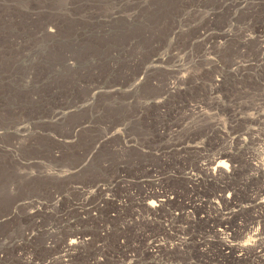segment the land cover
Wrapping results in <instances>:
<instances>
[{
  "label": "rangeland",
  "instance_id": "obj_1",
  "mask_svg": "<svg viewBox=\"0 0 264 264\" xmlns=\"http://www.w3.org/2000/svg\"><path fill=\"white\" fill-rule=\"evenodd\" d=\"M241 1L0 0V264H264L218 235L264 230V0ZM171 49L188 89L158 108ZM224 149L239 170L213 181ZM156 191L179 233L139 206Z\"/></svg>",
  "mask_w": 264,
  "mask_h": 264
},
{
  "label": "bare ground",
  "instance_id": "obj_2",
  "mask_svg": "<svg viewBox=\"0 0 264 264\" xmlns=\"http://www.w3.org/2000/svg\"><path fill=\"white\" fill-rule=\"evenodd\" d=\"M248 0H245V1H241L239 4H243V8H244V4L247 2ZM238 2H236V4H234L236 7L237 5H239ZM249 4V3H247ZM240 6V5H239ZM238 9V8H237ZM111 16L110 19L113 20V15L114 13H109ZM205 15V14H204ZM207 18V17H206ZM205 18V19H206ZM134 19V18H133ZM182 20H180L181 22ZM184 21V20H183ZM208 21V20H207ZM232 21V20H231ZM110 22V21H109ZM176 22V21H175ZM185 22V21H184ZM102 24V23H101ZM111 24V23H110ZM127 24V23H126ZM183 24V23H182ZM96 25V24H95ZM175 26V24H173ZM172 25V27H173ZM169 27V26H168ZM177 28V27H176ZM169 29V28H168ZM172 30V29H171ZM166 31V30H165ZM179 31V30H178ZM178 31L174 32L173 35L175 36V39L177 38L178 34H181L179 33ZM184 31V30H182ZM50 33H53L55 31H48ZM44 33V32H43ZM47 34V32H45ZM167 33V31H166ZM55 34V33H54ZM172 34V33H171ZM53 35V34H52ZM168 35V33H167ZM169 36V35H168ZM229 36V34H228ZM52 37V36H51ZM202 37V35L200 36ZM205 37V36H204ZM227 37V36H226ZM53 38V37H52ZM171 38V37H170ZM228 38V37H227ZM180 39V37H179ZM178 39V40H179ZM172 40V39H171ZM170 40V41H171ZM242 40V39H241ZM158 42V41H157ZM160 42V41H159ZM174 42V41H173ZM177 42V40L175 41ZM174 42V43H175ZM192 42V41H191ZM207 42V41H206ZM243 42V41H242ZM166 43V42H165ZM172 43V42H170ZM173 43V44H174ZM194 43V42H193ZM246 43V42H245ZM164 44V43H163ZM244 44V43H243ZM157 45V44H156ZM176 46V45H175ZM240 47L242 45H239ZM166 47V46H165ZM168 47V45H167ZM166 47V48H167ZM171 47V45H170ZM173 47V46H172ZM189 47V45H188ZM191 47V46H190ZM156 48V47H155ZM158 48H159V45H158ZM157 48V49H158ZM163 48V47H162ZM169 48V47H168ZM160 49V48H159ZM165 49V48H164ZM177 49V47L175 48ZM180 49V48H179ZM177 49V50H179ZM186 49V48H185ZM110 50V49H109ZM156 50V49H155ZM182 51V49H181ZM115 53V52H114ZM180 53V52H179ZM179 53H177L175 50H170L169 53L163 57H160V56H155L154 59L151 60L150 62V67L147 69L146 72H149L147 75H146V79L149 77V74L152 72L150 71L152 68H155L159 65H162V64H165L167 61L171 60V62L174 60L175 63H177L176 65H174L172 63V65L175 66V69H173V77L171 79H168V80H164L163 82L159 81L157 84H153L159 91L162 92V95H161V98L157 99V101L154 102V105L157 106L158 108H162L168 98L172 97L175 93H180L182 90L184 89H188V87H186L187 83L189 82V78H190V75H188V73H185L183 72V69L184 67L182 68V64L180 65L179 63ZM183 53V52H182ZM181 53V54H182ZM186 53H189V52H186ZM192 54V53H191ZM189 55V54H188ZM185 56V55H184ZM193 56V55H192ZM182 57V56H181ZM185 58V57H184ZM191 58V57H190ZM193 59V57H192ZM184 60V59H183ZM192 61V60H190ZM185 62V61H184ZM147 63V62H145ZM168 65V64H167ZM171 65V66H172ZM89 66V65H88ZM163 66V65H162ZM169 66V65H168ZM72 67V66H71ZM97 67V66H96ZM160 67V66H159ZM161 68V67H160ZM169 68V67H168ZM174 68V67H173ZM157 69V68H155ZM154 69V70H155ZM159 69V68H158ZM157 69V70H158ZM145 70V69H144ZM159 71V70H158ZM168 73V72H167ZM171 73V74H172ZM146 74V73H145ZM144 74V75H145ZM170 74V73H169ZM193 75V74H192ZM151 76V74H150ZM157 76V75H156ZM169 76V75H167ZM143 77V76H142ZM198 77V76H197ZM162 78V77H161ZM164 78V77H163ZM154 80V79H152ZM156 81V80H155ZM146 82V81H144ZM195 82V81H194ZM192 82V83H194ZM142 84V82H140ZM148 83V82H146ZM150 83V82H149ZM155 83V82H153ZM145 84V83H144ZM213 84V83H212ZM217 84V83H216ZM215 86H218L216 85ZM140 85V84H139ZM146 85V84H145ZM186 85V86H185ZM214 85V84H213ZM143 86V85H141ZM133 87V86H132ZM144 87V86H143ZM213 87V86H212ZM191 88V87H190ZM194 88V87H192ZM217 88V87H216ZM214 88V89H216ZM137 89V88H136ZM134 89V90H136ZM206 89V88H205ZM132 90V89H131ZM140 90V89H139ZM152 90V89H151ZM193 90V89H192ZM190 90V91H192ZM217 90V89H216ZM138 91V90H137ZM160 92V93H161ZM189 92V90H188ZM138 93V92H137ZM153 94V93H152ZM192 94V93H191ZM205 94V93H204ZM209 94V93H207ZM193 95V94H192ZM160 96V95H159ZM204 96V95H203ZM136 97V96H135ZM207 97V96H206ZM133 98V96H132ZM157 98V97H156ZM205 98V97H204ZM203 99V98H202ZM207 99V98H206ZM156 100V99H155ZM172 100V99H171ZM154 101V100H152ZM182 103V102H181ZM153 104V103H152ZM131 105V104H130ZM129 105V106H130ZM149 105V104H148ZM212 105V104H211ZM153 106V105H152ZM207 106V103L206 104H202V103H199L197 102V105L195 104V106H191L193 111L197 112L200 116H205L206 114L203 112V109L206 108ZM218 106V105H217ZM92 107V106H91ZM94 107V106H93ZM137 107V106H136ZM208 107V106H207ZM184 108V107H183ZM92 110V109H91ZM90 112V111H88ZM89 114V113H88ZM91 116H92V113H90ZM63 117V116H62ZM206 117V116H205ZM203 117V118H205ZM59 118V116H58ZM86 118V117H85ZM61 119V118H60ZM59 119V120H60ZM207 120V119H206ZM64 121V119L61 120V122ZM94 122V121H93ZM207 123V122H206ZM211 123V122H210ZM205 124V123H204ZM213 124V123H212ZM205 128V127H204ZM81 129V128H80ZM78 132V131H77ZM254 137V136H253ZM21 139V138H20ZM253 141V140H251ZM17 147V146H16ZM95 150H98V149H95ZM93 152V151H92ZM97 152V151H96ZM94 154V153H93ZM91 156V155H90ZM89 157V156H87ZM94 157V156H93ZM92 159V156L90 157ZM89 158V159H90ZM236 159H238V156H236V154H233L232 152L230 151H227V150H223L221 152H219L215 157H213L212 159H209V160H203V161H200L199 163V168L206 171L207 172V176L213 180V181H218V180H223V179H229L231 178L239 169H238V165L239 163H237ZM93 160V159H92ZM87 161V160H86ZM91 160H89L88 162H90ZM236 161V162H235ZM244 161V160H243ZM239 162V160H238ZM249 163V162H248ZM85 164V163H84ZM226 165V166H225ZM237 165V166H236ZM247 165V164H246ZM88 166V164H87ZM248 166V165H247ZM249 167V166H248ZM252 167V171H258L260 168H264V165L261 164V166H255V165H252V162L250 160V168ZM86 167H84L83 165H81V170L85 169ZM240 168V166H239ZM86 171V170H85ZM126 171V170H125ZM125 171H120L119 173V180L122 181V180H125V175L124 172ZM263 171V170H262ZM30 174V173H29ZM118 174V172H117ZM235 176V175H234ZM117 178V177H116ZM249 178V176H248ZM252 179V182H253V176H251ZM248 179V180H250ZM119 181V182H120ZM251 181V180H250ZM157 182V181H156ZM162 183H155L154 182V186L156 188H159V187H162L161 186ZM161 189V188H160ZM226 192V191H225ZM168 194V193H167ZM143 198H141L139 200V206H143L144 204L146 205L145 207H148L150 209V213L153 217L155 218H163L166 222L167 225H164L163 229L165 231H169V229L171 231H175L177 233H179L178 230H175L176 229V226H175V221H176V216H172V215H169V216H163L161 215V212H163V210H165V205L167 204V196L166 194L164 193H159V192H150V193H146L144 192L143 194ZM229 195V194H228ZM222 196V195H221ZM224 199V198H223ZM259 199V198H258ZM261 199V198H260ZM169 200V198H168ZM261 205H264V199L262 200H259ZM230 203L232 204V206H236L235 204H233V199H231L230 197H228V200L226 203ZM137 207H138V204H137ZM165 218H169V219H165ZM212 220V219H211ZM165 223V222H164ZM58 231V230H57ZM184 229H181L180 232H183ZM229 230L227 229H224V230H220L219 231V237L221 238V249H223L224 251H232V250H236L238 253H240L239 257H241V254H244L245 252H247L248 250L251 251L252 253H255L256 251H259V252H262L264 250V230L263 229H259V228H249V233H248V238L243 242V243H238V245H234L233 244V239H232V235L230 232H228ZM54 234V232H52ZM217 233V232H216ZM52 234V235H53ZM217 235V236H218ZM55 236V235H54ZM224 236V237H223ZM223 237V238H222ZM56 238V236H55ZM29 241V239H28ZM84 239L79 237V236H74L72 239L68 240L67 242H64V246L61 247L60 249V254L62 255L60 258L62 260L64 259H71L75 252L82 246V244H84ZM7 244V243H6ZM6 245L4 244H0V252H3L2 249L5 247ZM248 247V248H247ZM222 250V251H223ZM65 262V261H63Z\"/></svg>",
  "mask_w": 264,
  "mask_h": 264
},
{
  "label": "snow or ice",
  "instance_id": "obj_3",
  "mask_svg": "<svg viewBox=\"0 0 264 264\" xmlns=\"http://www.w3.org/2000/svg\"><path fill=\"white\" fill-rule=\"evenodd\" d=\"M226 166V165H225Z\"/></svg>",
  "mask_w": 264,
  "mask_h": 264
}]
</instances>
